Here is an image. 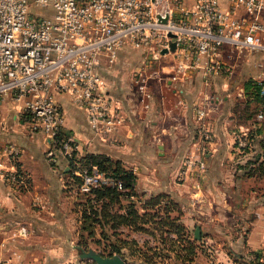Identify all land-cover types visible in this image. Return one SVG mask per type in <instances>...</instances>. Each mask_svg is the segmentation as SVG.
Listing matches in <instances>:
<instances>
[{
  "label": "crops",
  "instance_id": "crops-1",
  "mask_svg": "<svg viewBox=\"0 0 264 264\" xmlns=\"http://www.w3.org/2000/svg\"><path fill=\"white\" fill-rule=\"evenodd\" d=\"M219 2L224 7L228 4V0ZM141 51L123 46L112 65L100 66L112 105L124 116L112 134L93 132L85 110L69 94L55 95L64 112L63 129L77 142L75 155H109L133 170L137 191L170 192L193 204L190 212L196 216L245 214L251 208L260 221L264 214V119L254 121V115L248 114V109L260 103L244 84L252 55L237 63L236 51L224 44L221 60L233 72L225 70L204 85L198 68L192 77L170 80L176 58L166 53L162 56L168 61L155 65L156 73L149 78L150 105L142 108L132 73L142 65L149 72L153 60ZM22 104L23 99L17 101L12 94L0 99V171L15 167L26 181L25 187L11 186L0 175V260L69 263L76 253V224L74 201L64 190L68 159L42 131L30 129ZM205 104L207 114L198 119L197 110ZM240 125L253 126L246 152L235 141ZM8 143L18 147L16 162L3 151ZM198 150L204 152L205 174L200 179L183 178L178 173L183 159Z\"/></svg>",
  "mask_w": 264,
  "mask_h": 264
},
{
  "label": "built area",
  "instance_id": "built-area-1",
  "mask_svg": "<svg viewBox=\"0 0 264 264\" xmlns=\"http://www.w3.org/2000/svg\"><path fill=\"white\" fill-rule=\"evenodd\" d=\"M173 40L174 50L161 53ZM224 44L236 51L237 63L252 55L245 80L259 85L264 95V0H228L225 7L219 0H0V99L7 94L23 99L30 129L48 136L68 163L72 157L81 190L111 186L122 191L120 178L75 155L78 145L63 129L64 112L55 95L69 94L85 110L93 132L112 134L124 116L112 105L100 66L112 65L120 48L150 50L145 54L150 59L172 52L176 63L170 80L192 77L198 68L208 85L223 71L233 72L221 60ZM154 73L156 68L147 72L143 65L133 71L142 108L150 105L149 78ZM197 113L204 118L206 104ZM253 117L264 119L263 105ZM252 128L238 127L240 151L250 150ZM3 151L13 158L19 153L12 143ZM205 172L204 152L198 150L183 159L178 173L200 179ZM0 175L11 186L26 184L15 167L1 168Z\"/></svg>",
  "mask_w": 264,
  "mask_h": 264
},
{
  "label": "rangeland",
  "instance_id": "rangeland-1",
  "mask_svg": "<svg viewBox=\"0 0 264 264\" xmlns=\"http://www.w3.org/2000/svg\"><path fill=\"white\" fill-rule=\"evenodd\" d=\"M141 52L144 56L150 50ZM151 60L149 72L155 69V65L168 61L163 56ZM258 108L248 109V114ZM11 160L16 162V157ZM74 168L73 163H68L64 190L74 201L76 253L73 261L64 264H95L92 259L80 256L82 250L89 249L103 255L118 254L125 259L124 264H264V214L260 221L255 220L251 208L245 214H222L221 217L210 212L196 216L190 212L193 204L176 195L166 191L148 194L137 191L135 184L133 190L126 187L110 200L108 195L97 196L93 190H81ZM103 171L114 174L112 168ZM102 202L108 204V215L104 219L94 212H99ZM130 204L139 213H149L142 217L144 222L125 223L113 216L127 212ZM170 218H174V224ZM197 225L201 230L198 238L194 236ZM253 226L261 228V232Z\"/></svg>",
  "mask_w": 264,
  "mask_h": 264
},
{
  "label": "trees",
  "instance_id": "trees-1",
  "mask_svg": "<svg viewBox=\"0 0 264 264\" xmlns=\"http://www.w3.org/2000/svg\"><path fill=\"white\" fill-rule=\"evenodd\" d=\"M244 84L247 88V90H250L251 93H253L254 97L257 99V101H259V103L261 105H263V109H264V95H260V86L256 85L255 83L252 82L251 79L245 80ZM259 104V105H260ZM256 112V111H255ZM255 112H252L250 115H254ZM66 132V131H65ZM67 133V132H66ZM75 153V152H74ZM81 160L84 161H94L100 169L102 170H106L108 168H112V171L114 174H110L113 176H116L118 178H120L123 182V186L129 187L130 190H133L134 188V184H135V180H136V175L133 172L132 169L126 168L124 166H122V164L120 163V161L118 160H113L109 155L104 154V153H87L86 155H84L83 157H80ZM69 163L70 165L72 164V157H69ZM97 196H102V195H108L110 200H113L115 197L118 196V192L117 191H121L118 190L114 187L111 186H103L100 188H96L93 190ZM160 195L155 197V202L157 201L156 199L159 197ZM153 197V196H152ZM107 202H102L101 206L99 208V212H97L98 210H94V212L97 215H100L102 219H104L106 217V215H108V212L106 211V206H107ZM130 208L127 210V212H121V213H117L114 214V217H118L121 221L123 222H131V223H140V221L142 220V217L149 215V213H147L146 211L143 213H139L137 208H134V206L132 204L129 205ZM171 220H169L171 223L174 224V218H170ZM131 260L135 261V258H131ZM138 261H144L143 259H139ZM257 264H260L259 262H257Z\"/></svg>",
  "mask_w": 264,
  "mask_h": 264
},
{
  "label": "water",
  "instance_id": "water-1",
  "mask_svg": "<svg viewBox=\"0 0 264 264\" xmlns=\"http://www.w3.org/2000/svg\"><path fill=\"white\" fill-rule=\"evenodd\" d=\"M169 35L174 36V34L171 32H169ZM175 47H176V42L173 40L170 42L169 48L167 47L162 48L161 53L167 52L168 50H174ZM200 231H201L200 227L197 225L194 229V236L196 238L200 237ZM80 256L92 259L95 262V264H124L125 263V259L118 254L103 255L99 252H96L93 249H89L87 251L82 250L80 252Z\"/></svg>",
  "mask_w": 264,
  "mask_h": 264
}]
</instances>
